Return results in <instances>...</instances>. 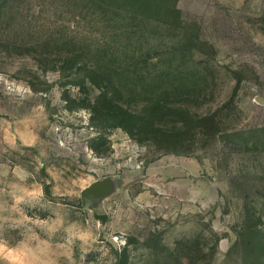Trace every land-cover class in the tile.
I'll use <instances>...</instances> for the list:
<instances>
[{
  "label": "rangeland",
  "instance_id": "rangeland-1",
  "mask_svg": "<svg viewBox=\"0 0 264 264\" xmlns=\"http://www.w3.org/2000/svg\"><path fill=\"white\" fill-rule=\"evenodd\" d=\"M144 1L0 0V264H264V0Z\"/></svg>",
  "mask_w": 264,
  "mask_h": 264
},
{
  "label": "water",
  "instance_id": "water-1",
  "mask_svg": "<svg viewBox=\"0 0 264 264\" xmlns=\"http://www.w3.org/2000/svg\"><path fill=\"white\" fill-rule=\"evenodd\" d=\"M103 184V182H97V183H95L93 186H91V187H89L85 192L86 193H88V192H95V191H97V190H99L100 188H101V185ZM100 186V187H99ZM98 193H100V191H98ZM103 217V219H106V216L105 215H103L102 216Z\"/></svg>",
  "mask_w": 264,
  "mask_h": 264
},
{
  "label": "trees",
  "instance_id": "trees-1",
  "mask_svg": "<svg viewBox=\"0 0 264 264\" xmlns=\"http://www.w3.org/2000/svg\"><path fill=\"white\" fill-rule=\"evenodd\" d=\"M144 2H147V0H145Z\"/></svg>",
  "mask_w": 264,
  "mask_h": 264
}]
</instances>
